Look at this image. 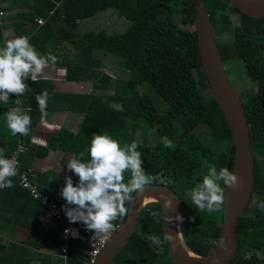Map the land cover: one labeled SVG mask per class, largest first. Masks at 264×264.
I'll return each mask as SVG.
<instances>
[{
  "label": "trees",
  "instance_id": "16d2710c",
  "mask_svg": "<svg viewBox=\"0 0 264 264\" xmlns=\"http://www.w3.org/2000/svg\"><path fill=\"white\" fill-rule=\"evenodd\" d=\"M15 5L24 10L17 12L16 20L10 23L0 21V47L9 39L3 35V30L9 27L13 37H30V43L38 52L51 50L58 59L56 64L49 62V65L66 69V80H77L81 72L98 66V53L106 58L115 56L124 67L126 78L111 92H106L110 82L107 77L105 81H93L92 90L85 93L56 90L49 79L40 77L33 82L29 77L25 83L30 91L19 97L10 94L7 104L0 103V148L5 149V156L17 143L22 145L18 170L27 171L41 195L62 205L66 203L61 196L65 177L71 176L74 185L78 184L79 177L59 175L51 168L30 170L28 162L33 157H43L50 150L72 157L83 151L82 159H88L93 133L107 131L123 146L136 139L135 133L139 130L143 144L137 150L142 153V167L147 174L162 172L172 181L166 186L175 192L179 201V214L184 219L178 221V231L184 244L197 255H208L221 225V211L199 212L188 192L202 182L211 166L217 171L225 167L231 171L233 149L219 108L211 96H203L202 90L209 91V86L200 66L190 0H0V13ZM203 6L227 77L234 84L231 79L234 70L225 66L232 60L240 61L239 71L254 81L256 87L251 93L237 92L248 122L253 194L238 217L235 254L228 264H264V210L258 208L264 201V18L238 12L228 0H203ZM106 8L124 18L126 26L122 31L73 33L64 27L61 19L66 25H73V21L89 18ZM230 13L238 14L239 24H232ZM37 17L43 19L41 24H36ZM182 24H192V27L188 29ZM221 35L232 36L233 40L223 42ZM66 43L74 48L70 57L62 52ZM138 86H144L146 91L139 92ZM42 90H47L51 97L45 111H66L80 116V121L74 132L61 126L56 132L45 135L44 145H37L31 138L42 118L36 101V95ZM110 103L122 104L124 110L114 111ZM208 104L214 106L216 114L207 111ZM17 107L31 109L27 112L32 121L28 136H14L6 126L5 113ZM165 136L173 142L171 148L164 147L162 138ZM215 142L220 143L219 146ZM11 179L14 187L0 189V204L4 202L14 213L44 211L36 199L17 185L14 177ZM129 179L130 173L126 172L125 182ZM152 211L161 213L160 205L147 202L140 208L134 231L110 264H176L165 242L156 246L146 239L151 234L163 239L161 221L156 222ZM124 218L113 223L121 225ZM1 226L0 215V240ZM41 245L58 251L61 246L59 228L43 238ZM3 249H0V264H8L11 255L6 246ZM72 251L68 248L69 255ZM73 261L80 264L78 259ZM40 264L56 263L42 259Z\"/></svg>",
  "mask_w": 264,
  "mask_h": 264
},
{
  "label": "clouds",
  "instance_id": "9594fccd",
  "mask_svg": "<svg viewBox=\"0 0 264 264\" xmlns=\"http://www.w3.org/2000/svg\"><path fill=\"white\" fill-rule=\"evenodd\" d=\"M38 18L41 17L36 19ZM36 24L39 23L36 21ZM57 59L51 50L43 54L38 52L30 43L28 36L21 35L6 40L5 45L0 47V103L7 104L10 94H16L19 97L30 91L25 80L30 77L33 82H37L45 69L49 67V62L56 64ZM58 75L67 76V70H58ZM50 98L47 90H42L36 95V101L42 113L46 110ZM17 103L19 104V100ZM109 107L118 112L124 110L123 105L119 103H110ZM30 111V108L25 110L17 107L5 113L6 126L11 130L12 135L28 136L30 134L32 121L27 114ZM45 124L47 127H52L46 122ZM135 136L136 139L131 143L121 146V143L107 131L93 133L88 148L90 158L82 159L85 157L82 151L74 154L67 163L68 169L79 177V182L74 185L71 176L65 177L61 196L66 203L62 209L70 223L82 222L88 230L93 231V240H106L110 236L114 229L113 222L129 214L126 202L133 201V194H142L145 188L154 182L160 185L172 182L162 172L156 175L146 173L142 167V153L137 150L143 144L139 130L136 131ZM44 141L34 142L37 145H44ZM162 143L166 148L173 146V142L167 136L162 138ZM4 153L5 149L0 148V189L14 187L11 178L17 175L18 169L17 159L8 158ZM126 172L130 173V179L127 182H125ZM239 183L238 176L228 168L217 171L215 166H211L202 182L195 184L188 192V196L199 212H220L226 201L224 186L237 188ZM164 205L162 215L158 211H152L151 216L157 223L163 219L171 224L173 217L165 215V207L172 211L175 209L172 206V199L165 195ZM258 208L264 210V201L258 205ZM183 219L179 213L175 216L176 221L182 222ZM65 234L78 235L76 231L69 229L65 230ZM146 239L156 246H161L165 241L173 240L174 237L171 233H167L163 239L151 234Z\"/></svg>",
  "mask_w": 264,
  "mask_h": 264
},
{
  "label": "water",
  "instance_id": "95a60500",
  "mask_svg": "<svg viewBox=\"0 0 264 264\" xmlns=\"http://www.w3.org/2000/svg\"><path fill=\"white\" fill-rule=\"evenodd\" d=\"M228 1L238 12L246 16L264 18V4L251 6L243 0ZM190 4L194 9V33L200 66L207 79L210 95L229 130L230 144L233 149L231 171L238 176L239 186L232 194L226 196L225 205L221 211L218 235L208 255H197L184 244L178 231V221L175 220V216L179 213L177 195L170 187L156 183L147 186L142 194H133V201L127 204L129 214L125 216L122 224L97 254L93 264H110L130 238L138 220L139 210L145 203H158L162 215L165 206L164 195L172 199V206L175 209L172 211L165 207V215L172 216L173 223L169 224L161 219L163 238L167 233H171L174 237L171 241H165L172 261L176 264H228L235 254L238 217L250 203L253 194V160L249 144L248 122L243 106L218 56L213 28L204 9L203 0H190ZM224 187L226 192V186ZM149 194H153L155 200L143 202L144 197ZM177 241L196 256V259L184 256Z\"/></svg>",
  "mask_w": 264,
  "mask_h": 264
},
{
  "label": "rangeland",
  "instance_id": "374dc122",
  "mask_svg": "<svg viewBox=\"0 0 264 264\" xmlns=\"http://www.w3.org/2000/svg\"><path fill=\"white\" fill-rule=\"evenodd\" d=\"M57 6V5H55ZM24 10V7L20 5H15L10 8L7 12H3V14H0V21L1 23H10L14 20H16V13ZM229 18L232 22V24H239V18L237 13H230ZM64 24V27L67 28L70 32H75V33H82L87 30H93L95 32L99 30H105L107 33H116L122 31L125 26L126 22L122 16H120L117 11L112 10L110 8H106L100 12H97L93 16L83 19V20H78V21H73V25H66L65 21L63 18H61ZM37 20V19H36ZM35 20V21H36ZM184 25V26H183ZM181 26L191 29L192 24H182ZM3 35L9 39L14 38L12 35V29L7 28L3 30ZM221 41L223 42H231L233 40L232 36H226V35H221L220 36ZM74 48L70 46V44L66 43L65 46L62 48V52L64 53V56L70 57L72 55ZM97 54V53H96ZM100 60L98 66L95 68H92V71H83L79 74V77L77 80H66L65 77H61L58 75V70L63 69V68H56L54 66L49 65L48 68L45 69L44 73L40 76L41 78L49 79L51 80L53 87L56 90H62V91H72V92H89L92 90V83L93 81H105V78L107 77V80L109 79V87L106 89V92H111L113 90L118 89V84L119 82L123 79L126 78L124 72L125 69L124 67L120 64V62H117L118 60L115 56L111 57H105L101 55L100 53L97 54V56ZM242 63L237 60H232L229 62L225 67L227 69H232L234 70V73L231 74L232 76V81L229 79L230 83L232 84V87L234 88L236 94L237 92H243V91H248L249 93L253 92L256 87H255V82L251 81L250 79H247L244 77L242 74V71H239L241 68ZM39 77V78H40ZM139 92H145L146 88L144 86H138L137 88ZM237 90V91H236ZM203 96L204 98L210 97V92L207 89H203ZM238 95V94H237ZM163 96L167 97L165 93H163ZM210 105V104H208ZM206 105L207 111L210 112L211 114H216V110L213 105L208 106ZM62 115H59L61 113L59 112H50V111H44L42 113V118L40 120V123L36 130L32 133L33 137L31 138V141H42L43 139L45 140V135L49 132H56L57 129L61 126L68 127L70 130L73 132L77 129V126L80 121V116L76 114H72L69 112H62ZM59 116V117H57ZM54 122L57 121L55 124H48L52 125V127H47L44 118H48ZM57 118V119H56ZM218 129V128H216ZM214 129V130H216ZM219 131V130H217ZM220 133H218L215 136V139H219ZM34 136H36L34 138ZM40 137H43V139H40ZM213 137V136H212ZM211 137V138H212ZM203 139V138H201ZM207 139H203V141H206ZM35 143V142H34ZM220 143L215 142V145L219 146ZM51 156H55L57 158L55 165L52 163V160H48L49 168L54 170L57 174L59 175H73L75 174L71 170L68 169L67 163L71 160L72 156L69 154H62L60 152L58 153H52ZM63 157V158H62ZM61 159L63 161L61 162ZM52 165V166H51ZM197 173V172H196ZM249 205V204H248ZM138 218H140V214L138 213ZM254 252H258L257 250H253ZM146 264V263H145Z\"/></svg>",
  "mask_w": 264,
  "mask_h": 264
},
{
  "label": "crops",
  "instance_id": "0c3cea01",
  "mask_svg": "<svg viewBox=\"0 0 264 264\" xmlns=\"http://www.w3.org/2000/svg\"><path fill=\"white\" fill-rule=\"evenodd\" d=\"M11 109L13 108L9 110ZM50 112H59L61 113L59 115H62L64 111ZM43 120L47 124H55L57 122L55 120L52 122L49 117ZM40 139H43V137H40ZM55 152L58 153V151L50 150L43 157H33L28 162L29 169L39 171L49 169L48 160H52L54 165L56 163L57 158L51 156ZM62 161L63 159H61ZM0 206L2 207L0 211L2 218L0 249L4 250L3 246L9 249L7 252H9L11 257L8 264H40L42 259L54 262L53 250L41 245V240L49 235L51 231L57 229L56 222L43 211L36 214L31 211L14 213L10 212L4 202Z\"/></svg>",
  "mask_w": 264,
  "mask_h": 264
},
{
  "label": "built area",
  "instance_id": "2783aa9c",
  "mask_svg": "<svg viewBox=\"0 0 264 264\" xmlns=\"http://www.w3.org/2000/svg\"><path fill=\"white\" fill-rule=\"evenodd\" d=\"M36 21L40 24L43 22V19L38 18ZM23 150L24 147L17 143L16 146L9 151L6 157H15L18 161L19 154L22 153ZM14 178L21 189L25 190L32 199H36L38 203L44 207L43 212L54 220L56 226L59 228L61 246L58 251L53 252L55 263L74 264L73 259H78L80 264H93L97 254L109 241L120 225L114 224V229L106 240H93L94 232L88 230L82 222H69L62 209V206L65 204H58L56 201L48 199L46 196L40 194L36 184L30 179L26 170L17 169V175ZM69 207H73V205H69ZM66 229L74 230L78 235H66ZM68 248H70V250L73 249L72 255L68 254Z\"/></svg>",
  "mask_w": 264,
  "mask_h": 264
},
{
  "label": "bare ground",
  "instance_id": "6f19581e",
  "mask_svg": "<svg viewBox=\"0 0 264 264\" xmlns=\"http://www.w3.org/2000/svg\"><path fill=\"white\" fill-rule=\"evenodd\" d=\"M243 1L246 2L247 4L251 5V6H261L264 4V0H243ZM235 190H236V188H231V187L226 186V196L228 197ZM154 200H155V196L153 194H149V195L145 196L142 201L147 202V201H154ZM177 244H178L179 248L181 249L184 256H189L192 259H196V256H194L189 250H187L183 244H181L179 241H177Z\"/></svg>",
  "mask_w": 264,
  "mask_h": 264
}]
</instances>
